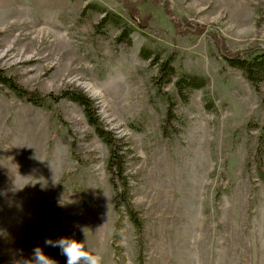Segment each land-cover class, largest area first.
<instances>
[{
	"label": "rangeland",
	"instance_id": "obj_1",
	"mask_svg": "<svg viewBox=\"0 0 264 264\" xmlns=\"http://www.w3.org/2000/svg\"><path fill=\"white\" fill-rule=\"evenodd\" d=\"M168 1L179 23L206 30H177L149 1L133 16L123 0H0L3 76L46 98L87 95L124 168L110 173V147L80 105L36 107L0 85V264H23L36 246L66 264L44 246L60 237L101 264H264V84L218 45L264 50V0ZM167 60L173 82L159 87ZM189 75L208 84L184 99L175 82Z\"/></svg>",
	"mask_w": 264,
	"mask_h": 264
},
{
	"label": "trees",
	"instance_id": "obj_2",
	"mask_svg": "<svg viewBox=\"0 0 264 264\" xmlns=\"http://www.w3.org/2000/svg\"><path fill=\"white\" fill-rule=\"evenodd\" d=\"M125 6L134 16L136 13H133V8L138 11V9L146 2H150L153 5L163 6L166 14H169L175 20V28L180 31H187L193 32L197 35H201L205 30L206 27L202 25H193L188 23L187 25L183 23H179L177 18L175 17V12L172 8L170 1L168 0H137L133 2L132 0H123ZM132 7V8H130ZM108 21L113 24H117L118 20L112 16H106L103 20ZM132 34L131 28H125L119 40L129 39ZM124 41V40H123ZM219 49L221 51L222 57L227 61V63L236 69L243 71L245 77L252 83L254 86H259L260 84H264V50H256V51H246V52H238L232 54L229 50L220 42H218ZM142 57L145 60H150L149 56L145 55V50L142 51ZM173 62L167 60L162 62L159 66V75L157 77L159 87H162L167 84H171L173 82V77L175 75ZM208 84V81L203 77L197 76H182L175 82V86L179 92V94L186 99L188 94L194 90L204 89ZM0 85L10 89L16 97L20 100L33 104L36 107L46 108L47 100L52 99L56 102L60 101L61 99H68L78 105H80L84 109V114L87 119L88 124L94 128L95 133L101 138L111 150L110 159L108 162V169L110 173L114 175H118L122 177L124 173L123 163H122V156L120 155V147H119V140L114 138V135L105 129L103 123L101 122L99 116L97 115V111L95 108L94 102L84 93L81 91H74V90H66L63 91L61 95L54 96L51 95L50 97L46 98L43 97L37 91H31L23 86H21L14 78L3 76V72L0 69ZM260 140H259V149L257 159L261 163L262 157L264 153V125L262 127ZM264 172V168H262ZM115 185V184H114ZM117 191L118 199L124 202L123 205L126 207L127 212L134 223V225L140 229L142 226L140 218L136 210L134 209L132 203L127 199V189L126 186L124 187L123 191L119 194V189L115 186ZM121 201H119L120 203Z\"/></svg>",
	"mask_w": 264,
	"mask_h": 264
},
{
	"label": "clouds",
	"instance_id": "obj_3",
	"mask_svg": "<svg viewBox=\"0 0 264 264\" xmlns=\"http://www.w3.org/2000/svg\"><path fill=\"white\" fill-rule=\"evenodd\" d=\"M44 246L59 248L60 254L66 257V264H101L99 256L90 252L84 242L74 238L60 237L56 240L46 238ZM23 264H57V261L46 255L40 246H36L31 258L24 260Z\"/></svg>",
	"mask_w": 264,
	"mask_h": 264
}]
</instances>
